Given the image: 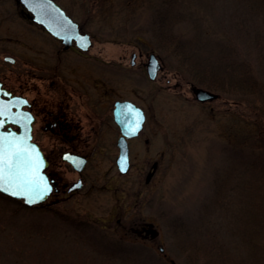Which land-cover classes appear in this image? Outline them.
Here are the masks:
<instances>
[{
	"label": "rangeland",
	"instance_id": "rangeland-1",
	"mask_svg": "<svg viewBox=\"0 0 264 264\" xmlns=\"http://www.w3.org/2000/svg\"><path fill=\"white\" fill-rule=\"evenodd\" d=\"M57 1L92 35L90 50L75 45L64 50L59 39L27 17L19 0H0V79L17 94L53 102L57 91L50 75L61 73L83 88L84 99L72 98L75 104L67 108L74 119L88 125L86 111L100 120L105 109L111 116L115 99L134 101L147 119L129 140L128 172L116 167L117 131L110 120L101 124L100 133L77 143L91 156L88 180L79 191L52 192L42 207H28L0 193V264H108L58 212L146 248L153 254L145 252L151 259L147 264H187L170 225L182 219L207 225L210 219L211 228L188 235L202 237L203 244L214 239L220 251L227 249L224 264H264V237L255 235L250 213L244 214L248 224L242 231L234 222L240 219L236 194L251 184L250 164H238L237 151L245 146V155L257 153L254 122L264 119V0H178L176 9L187 18L175 30L188 44L239 65L246 59L263 88L245 97L215 91L218 97L203 102L195 97V88L203 86L190 83L155 48L152 19L167 6L164 0ZM152 52L163 66L155 79L146 70ZM40 138L47 151L67 145L50 134ZM57 154H51V168L63 181L76 180V171L60 163ZM251 196L248 190L243 194L245 205ZM211 197L215 204L205 209ZM138 253L130 256L139 258Z\"/></svg>",
	"mask_w": 264,
	"mask_h": 264
},
{
	"label": "trees",
	"instance_id": "trees-1",
	"mask_svg": "<svg viewBox=\"0 0 264 264\" xmlns=\"http://www.w3.org/2000/svg\"><path fill=\"white\" fill-rule=\"evenodd\" d=\"M167 5L154 14L152 19V34L155 48L159 49L165 60L172 63L182 74H184L190 83L202 85L213 91L224 93H238L243 97L256 95L263 90L259 86L255 75L251 73L250 64L243 59L245 64L238 61L234 63L229 57L225 56L216 58L210 54H204L200 48L190 46L182 32L175 30V26L184 20L185 15L182 10H177L178 0H164ZM179 7V6H178ZM140 38L139 36L137 37ZM240 69L241 72H237ZM261 87V88H260ZM259 118L254 122L253 135L259 144L254 147L259 148L255 155L244 154L245 146L238 149L237 163L250 164L251 184L241 187V191L236 194L235 206L236 212L240 213L239 221L235 218L236 228L243 230V225L248 224L244 214L249 212L251 215L252 228L261 238L264 237V126ZM260 150V152H258ZM256 151V148H254ZM253 165V166H252ZM240 167V166H239ZM254 167V171H253ZM259 167V168H257ZM260 169V170H258ZM253 171V173H252ZM247 190L252 194L251 199L242 201L243 194ZM211 203H206L205 209L210 208L209 204H215V199H209ZM250 202L251 204H248ZM42 207V206H41ZM62 220L71 227L80 237L89 245L94 247L101 255L104 256L108 264H147L151 260L146 253L153 255L144 247L136 246L134 241L128 240L125 236L113 234L102 230L96 224L89 220L79 218L66 212H58ZM233 213H231L232 215ZM204 215L200 216L202 220ZM207 225L200 222L198 225L191 224L186 219L174 221L170 229L177 233L179 248L184 252L187 264H218L220 259L222 264L225 263L224 252L219 250V245L213 239L212 242L202 243V237L189 236L188 233L198 228H211L210 219ZM231 224V221H230ZM233 224V222H232ZM234 228V226H230ZM234 230V229H233ZM223 247V246H222ZM264 248V246H263ZM131 250H134L131 252ZM133 252H139L140 256H130ZM154 257V256H153ZM155 258V257H154Z\"/></svg>",
	"mask_w": 264,
	"mask_h": 264
},
{
	"label": "water",
	"instance_id": "water-1",
	"mask_svg": "<svg viewBox=\"0 0 264 264\" xmlns=\"http://www.w3.org/2000/svg\"><path fill=\"white\" fill-rule=\"evenodd\" d=\"M30 14L31 19L43 26L48 32L59 38L65 49L69 48L73 43L81 50L89 51L93 45V39L90 33L81 31L80 23L76 21L70 14L66 12L64 7L57 0H19ZM136 53H133L131 63L134 64ZM5 59L14 61L12 56H5ZM160 59L155 52L150 53L146 62V69L149 77L155 79L159 70L162 68ZM2 94L10 95V99L3 100ZM218 93L203 87L195 88V97L199 101H207L218 97ZM25 97L15 95L9 89L3 86L0 80V146L3 147L5 154L8 152L19 151L21 156L13 158L14 163L18 164L20 174L27 176L34 181L35 192H27L16 188L18 195H11L14 185L10 184V178L6 169L4 186L9 191H1L11 197L23 199L24 204L33 206L44 202L51 192L54 190V184L45 171L49 161L45 157L39 144L32 138V123L34 121L33 114L28 110H24ZM7 117L6 121L4 117ZM115 121L120 126L122 135L118 144L120 153L117 158L119 169L124 173L129 170L130 158L128 138L134 137L142 130L146 120L144 109L131 100H118L114 108ZM4 122L17 125L9 130H3ZM64 159L70 161L77 169H82L85 165L86 158L72 152H65ZM17 183L19 180L17 178ZM28 186L26 185L25 188ZM47 187L49 190L44 193L43 189ZM80 187V185H78ZM36 193L43 195V199H38ZM36 199L35 203H27V199ZM155 233V230H151Z\"/></svg>",
	"mask_w": 264,
	"mask_h": 264
},
{
	"label": "flooded vegetation",
	"instance_id": "flooded-vegetation-1",
	"mask_svg": "<svg viewBox=\"0 0 264 264\" xmlns=\"http://www.w3.org/2000/svg\"><path fill=\"white\" fill-rule=\"evenodd\" d=\"M71 47L72 46H70L67 49H65L64 47L63 48L64 50H69ZM50 77H53L52 83L56 84L54 85V87L57 91V100L52 102L51 100H47V99L40 100L37 97L30 98L28 95L24 93H18V94L25 97V104L23 106V109L28 110L33 114L34 121L32 123V138L35 142L39 144L45 157L49 161V164L46 168V172L53 181L55 187L54 192L55 191L60 192L62 190H65V193L70 195L83 188L84 184L87 182L88 177L86 174V169L91 162V156L85 153L84 151H80L79 148L77 147V143L83 141L87 142L94 133L96 134L100 133L101 124H104L105 122H109L110 120H112V122L114 123L115 129L117 131V136L115 141L116 146L118 148V154L116 157V167L120 171L117 163V158L120 153V147L118 141L120 136L122 135V132L120 126L115 121L113 111L116 101L122 99H115L113 102L111 116L108 110L105 109V111L102 112L100 120L99 119L96 120L91 111H86V116L84 119L89 121L90 123L87 125L86 123L82 122V118L74 119V117L71 115L72 113L69 110H67V108L75 104V101L72 100V98L74 99V97H78L79 99H84V97L81 95L82 92H79V90L81 91L83 88L73 85V83H71V81H69V79L61 73H53V74L51 73ZM3 85H5L4 81H3ZM8 89L11 90L10 88ZM12 92L13 94H17L14 91ZM1 97L3 98V100H8L10 99L11 96L2 94ZM91 101L92 99L89 102ZM92 105H90L91 108ZM49 106H53L56 109L53 110L49 108ZM6 119L7 117L5 116L4 120L6 121ZM38 125H39V129H37ZM10 126L17 127L16 125H12L9 122H4V124L2 125V129L9 130ZM86 127L89 128L86 129ZM41 133L42 135L50 134L51 136L56 137L59 141H63L65 144H67L65 147L57 148L58 149L57 152L59 153V157L62 160V162L60 163L68 164L73 168L74 171H76L75 172L77 174L76 180L70 182L66 180L63 181V179L59 176V174L51 168L52 165L55 164V161L54 159H52L51 154L55 153L57 157L58 154L55 149L52 151H47L45 149L44 145L40 141ZM131 138L127 139L128 147H129V140ZM65 152L77 153L85 157L86 162L83 168L77 169L70 161L64 159ZM129 156H130V147H129ZM78 185H80V187H78Z\"/></svg>",
	"mask_w": 264,
	"mask_h": 264
},
{
	"label": "snow or ice",
	"instance_id": "snow-or-ice-1",
	"mask_svg": "<svg viewBox=\"0 0 264 264\" xmlns=\"http://www.w3.org/2000/svg\"><path fill=\"white\" fill-rule=\"evenodd\" d=\"M2 115V113H0ZM0 140H2V137H0ZM21 156V153L19 151L16 152H8L7 155L5 154V151L2 146H0V191H9L8 187L4 186L5 181V175H6V169L8 170L7 175L10 178V184L14 185L13 190L11 191V195H18L19 192L16 191V188H19L21 190L25 191V194L27 192H35V184L34 181L29 179L27 176L20 174L18 171H14V169H18L19 165L14 163L13 158H19ZM19 180V183L16 182V180ZM28 186L25 188V186ZM49 189L45 187L43 189V192L46 193ZM36 196L38 199H43V195L40 193H36ZM36 199H27V203L32 204L35 203Z\"/></svg>",
	"mask_w": 264,
	"mask_h": 264
}]
</instances>
